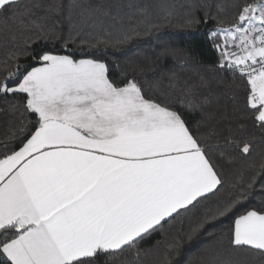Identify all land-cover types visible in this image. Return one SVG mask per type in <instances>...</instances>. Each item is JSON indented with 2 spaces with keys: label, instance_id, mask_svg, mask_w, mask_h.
Here are the masks:
<instances>
[{
  "label": "snow or ice",
  "instance_id": "snow-or-ice-1",
  "mask_svg": "<svg viewBox=\"0 0 264 264\" xmlns=\"http://www.w3.org/2000/svg\"><path fill=\"white\" fill-rule=\"evenodd\" d=\"M147 7L123 31L88 0H0V100L14 117L0 141V264H141L149 253L152 264H171L179 242L162 253L159 241L142 243L193 212L192 233L232 216L209 264H251L240 250L264 257V0H205L217 55L191 74L184 50L159 75L99 54L139 36L140 25L147 34L201 23L194 13L174 23L168 6L151 24ZM105 21L121 25L119 38ZM212 81L233 102L223 127L206 112ZM225 188L231 195L220 198ZM257 190L260 208L237 214Z\"/></svg>",
  "mask_w": 264,
  "mask_h": 264
},
{
  "label": "trees",
  "instance_id": "trees-1",
  "mask_svg": "<svg viewBox=\"0 0 264 264\" xmlns=\"http://www.w3.org/2000/svg\"><path fill=\"white\" fill-rule=\"evenodd\" d=\"M92 5H99L100 11H110L112 15L117 16L123 21L122 30L129 31L133 25H138L143 19L141 9L147 7L148 19L151 24H161L162 18L165 15L168 6H174L175 22L179 23L185 16L193 13L201 20V23L192 29H182L175 26H163L159 29L144 34V27L140 25L138 30L141 32L139 36H133L127 43L119 47L109 45L107 49L99 50V54L108 60L115 59L122 69L142 66L148 68L154 67L157 70V75L173 68L176 61L171 56L173 50H184L192 58L189 62V67L186 71L191 72L201 65L212 64L216 60V51L212 49L208 42L206 33L215 25L213 22H203V10L200 7L205 0H88ZM213 3L216 0H212ZM223 2L231 4L233 0H223ZM195 5L196 7H192ZM215 12V9H213ZM231 9L229 10L230 19ZM105 28L111 33V38L117 39L121 35V25L117 24L111 27L110 21H105ZM87 31V30H86ZM96 32H92V36H96ZM67 32L65 30V36ZM60 42H57L59 48ZM92 51H96L93 49ZM5 50L0 48V61L5 58ZM22 63L26 61L22 60ZM199 70L203 71L202 68ZM115 75V74H114ZM209 75L210 74H206ZM149 74V79H151ZM213 90L217 95H210V105L206 108L207 113L214 114L215 121L220 122L223 127L227 123L224 117L233 115V102L226 96L221 94V90L217 88L215 81H212ZM239 84L243 89L244 85ZM237 106L244 109V95L241 92ZM6 105L0 100V141L9 133V128L14 120V117L7 111H3ZM28 119H34L29 116ZM194 120L201 119L200 115H194ZM214 121V122H215ZM259 136V132L256 133ZM257 165L261 157L255 155ZM254 175L252 170L245 172V177L250 178ZM264 179L258 178L257 187ZM231 193L225 188L220 194V198H227ZM261 193L257 190L252 196L237 210L243 211L244 208L261 206L259 197ZM199 214L197 212L189 213L186 216L177 218L176 221L166 224L164 232L154 234L151 238L142 243L144 249H153L159 241V251H169L168 246L179 242V247L169 251L171 264H209L210 257L218 250V242L226 236L228 226L231 224L232 216L223 218L217 222L206 224L199 232L192 233L193 226L198 222ZM211 233V235H210ZM191 236V239H189ZM238 259H249L251 264H264V257L257 256L252 260V254L247 250H240L236 257ZM154 254L149 253L141 256V264H152Z\"/></svg>",
  "mask_w": 264,
  "mask_h": 264
}]
</instances>
